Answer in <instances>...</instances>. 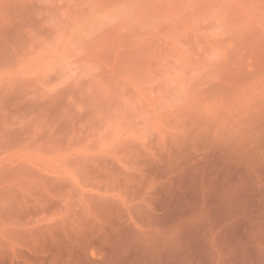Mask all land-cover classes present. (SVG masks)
Here are the masks:
<instances>
[{
	"label": "rangeland",
	"instance_id": "374dc122",
	"mask_svg": "<svg viewBox=\"0 0 264 264\" xmlns=\"http://www.w3.org/2000/svg\"><path fill=\"white\" fill-rule=\"evenodd\" d=\"M0 264H264V0H0Z\"/></svg>",
	"mask_w": 264,
	"mask_h": 264
}]
</instances>
